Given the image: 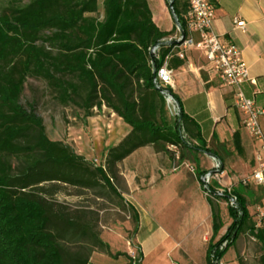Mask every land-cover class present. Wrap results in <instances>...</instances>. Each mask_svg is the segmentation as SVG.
Segmentation results:
<instances>
[{
	"label": "trees",
	"instance_id": "16d2710c",
	"mask_svg": "<svg viewBox=\"0 0 264 264\" xmlns=\"http://www.w3.org/2000/svg\"><path fill=\"white\" fill-rule=\"evenodd\" d=\"M180 1L167 3L183 28L187 8L185 0L183 8ZM102 8L99 20L93 16L98 0H31L23 7H9L0 16V264H66L51 232V211L32 187L38 191L40 184L56 182L87 188L102 181L119 196L107 173L142 147L151 145L162 152L173 146L213 155L200 137L194 139L196 145L188 143L187 117L180 109L179 117L170 121L165 99L152 84L148 49L174 31L157 28L146 0H103ZM44 32L48 34L43 36ZM170 49H162L157 66ZM175 60L169 62L172 69L183 64ZM27 78L44 81L58 104L78 106L86 119L93 117V109L105 106L130 128L108 149L105 167H95L70 146L47 137L34 104H20ZM169 92L179 104L171 89ZM233 144L240 151L237 133ZM11 158L21 161L17 173ZM207 173L196 169L198 181ZM215 187H202L212 197L207 198L211 236L204 264H220L246 232L260 244V264H264V227L255 228L248 210L251 187L239 183L230 191L222 190L221 195L215 194ZM220 199L227 203L231 220L222 236L224 224L215 204ZM124 256L127 264L142 263L140 251L137 259ZM74 264L87 261L76 259Z\"/></svg>",
	"mask_w": 264,
	"mask_h": 264
},
{
	"label": "rangeland",
	"instance_id": "374dc122",
	"mask_svg": "<svg viewBox=\"0 0 264 264\" xmlns=\"http://www.w3.org/2000/svg\"><path fill=\"white\" fill-rule=\"evenodd\" d=\"M30 2L0 0V16L11 6L23 7ZM93 16L99 20L103 18L100 1ZM47 34L42 33L43 36ZM20 104L24 107L34 104L47 137L70 146L95 167H105L108 149L130 132L105 106L99 111L93 109V117L86 119L78 106L58 104L46 83L37 78H27ZM167 117L170 121L175 119L168 108ZM185 136L189 144L196 145L194 139ZM9 161L13 172H19L21 161L16 158ZM196 169L208 171L202 178L208 185H216L219 194L247 181L252 173L239 163H233L232 167L220 165L198 151L169 146L166 151L158 152L148 145L116 163L107 173L119 196L102 181L87 188L56 182L42 183L37 187L38 191L36 187L32 188L51 211L54 223L51 232L56 235L66 264H74L76 259L86 260L87 264H91L90 260L93 264H126L124 255L129 253L137 259L139 250L134 241L139 213L153 219L161 230L157 232L158 239L165 238L164 244L141 264H204L211 236L207 198L212 197L202 190L204 183L198 181ZM248 187L253 191V198L248 199V210L255 223L257 209H264V186ZM215 204L224 224L219 234L222 236L231 220L227 203L220 199ZM104 246L108 247L111 256ZM119 254L121 256L115 257ZM261 255L260 244L246 232L220 264H260Z\"/></svg>",
	"mask_w": 264,
	"mask_h": 264
},
{
	"label": "crops",
	"instance_id": "0c3cea01",
	"mask_svg": "<svg viewBox=\"0 0 264 264\" xmlns=\"http://www.w3.org/2000/svg\"><path fill=\"white\" fill-rule=\"evenodd\" d=\"M99 1L102 7L103 0H98V7ZM210 1L215 11L211 26L213 34L238 48L248 67L250 79L254 81V84L244 83L242 90L263 112L259 118L263 140L252 138L244 129L242 115L233 106L231 90L223 86L198 52L188 53L183 64L173 68L174 76L169 89L178 99L179 114L181 109L188 119L186 129L189 137H200L213 153L204 154L220 165L232 167L233 163H239L240 167L249 168L252 172L259 163H264V150L261 149L264 145V0ZM146 3L157 28L162 32L174 31L175 21L167 0H146ZM183 3L184 0H181L182 8ZM184 8H187L186 4ZM235 21L244 22L243 30L235 28ZM118 120L122 122L120 118ZM235 133L239 135L240 151L234 148ZM160 231L150 216L139 213L134 242L142 254V261L164 244V236L163 239L157 238ZM128 256L134 257L132 253ZM90 263L93 264L91 260Z\"/></svg>",
	"mask_w": 264,
	"mask_h": 264
},
{
	"label": "built area",
	"instance_id": "2783aa9c",
	"mask_svg": "<svg viewBox=\"0 0 264 264\" xmlns=\"http://www.w3.org/2000/svg\"><path fill=\"white\" fill-rule=\"evenodd\" d=\"M185 2L187 11L183 15V28L176 21L173 34L162 40L160 44L148 49L154 88L164 97L166 106L174 118L179 117L178 103L169 92L174 76L169 62L172 59L185 61L188 53L196 51L207 61L223 86L231 90L233 106L242 115L244 129L252 138L258 141L263 140L259 125V118L263 112L256 106L253 99L245 96L242 90L244 83L254 84V81L250 79L249 70L242 59L241 52L233 43L225 42L213 34L211 26L215 19V11L210 0H185ZM244 26L243 21H235V28L243 30ZM166 46H170L171 49L164 57L162 64L157 66L161 61L162 49ZM261 149L264 150V145ZM216 167L218 168V165ZM202 182L204 188H207V181L205 182L202 178ZM242 185L263 187L264 163H259L253 169L250 178L243 181ZM261 227H264V209L258 208L255 228Z\"/></svg>",
	"mask_w": 264,
	"mask_h": 264
},
{
	"label": "water",
	"instance_id": "95a60500",
	"mask_svg": "<svg viewBox=\"0 0 264 264\" xmlns=\"http://www.w3.org/2000/svg\"><path fill=\"white\" fill-rule=\"evenodd\" d=\"M169 8H170V9H172V7H171V6H169ZM201 181H202V179H201ZM215 194H216V195H221V194H219V193H217V192H216Z\"/></svg>",
	"mask_w": 264,
	"mask_h": 264
}]
</instances>
